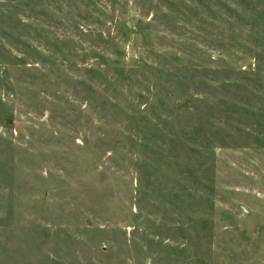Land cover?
<instances>
[{
  "label": "rangeland",
  "instance_id": "rangeland-1",
  "mask_svg": "<svg viewBox=\"0 0 264 264\" xmlns=\"http://www.w3.org/2000/svg\"><path fill=\"white\" fill-rule=\"evenodd\" d=\"M0 264H264V0H0Z\"/></svg>",
  "mask_w": 264,
  "mask_h": 264
}]
</instances>
